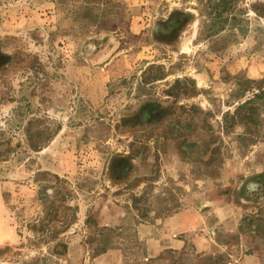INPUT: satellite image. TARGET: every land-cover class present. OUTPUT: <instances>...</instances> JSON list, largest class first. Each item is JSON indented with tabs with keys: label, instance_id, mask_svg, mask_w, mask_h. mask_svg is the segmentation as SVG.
<instances>
[{
	"label": "rangeland",
	"instance_id": "rangeland-1",
	"mask_svg": "<svg viewBox=\"0 0 264 264\" xmlns=\"http://www.w3.org/2000/svg\"><path fill=\"white\" fill-rule=\"evenodd\" d=\"M0 264H264V0H0Z\"/></svg>",
	"mask_w": 264,
	"mask_h": 264
},
{
	"label": "crops",
	"instance_id": "crops-1",
	"mask_svg": "<svg viewBox=\"0 0 264 264\" xmlns=\"http://www.w3.org/2000/svg\"><path fill=\"white\" fill-rule=\"evenodd\" d=\"M187 214V211H181L171 217H168L165 220V229L167 230V233L169 235L167 242H164L162 238H145V248L149 256H156L160 254L165 248H173L175 250H178L183 246L184 242L176 235L189 233L191 226H195L194 223H190L187 220ZM201 240L202 238H198L195 240V242L197 241L196 244L198 243V245H200V250H205L207 247Z\"/></svg>",
	"mask_w": 264,
	"mask_h": 264
}]
</instances>
